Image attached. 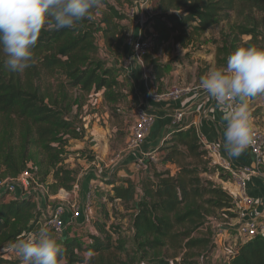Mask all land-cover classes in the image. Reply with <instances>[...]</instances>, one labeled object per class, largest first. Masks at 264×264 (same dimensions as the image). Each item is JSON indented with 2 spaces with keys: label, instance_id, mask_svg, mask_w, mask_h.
<instances>
[{
  "label": "trees",
  "instance_id": "trees-1",
  "mask_svg": "<svg viewBox=\"0 0 264 264\" xmlns=\"http://www.w3.org/2000/svg\"><path fill=\"white\" fill-rule=\"evenodd\" d=\"M134 1L102 0L105 10L92 9L89 17L77 21L71 28L42 29L26 72H11L0 67L2 177L16 178L27 168L28 162H34L42 179L53 177L55 192L72 189L76 176L73 170L64 167L66 148L72 141L83 140L85 132L70 116L69 90L96 93L105 90L109 102H120L121 85L116 69L99 59L96 32H102L105 46L112 52L113 49L126 52V28L121 22L130 19L121 7H131ZM150 4L154 14L151 28L161 43L193 45L198 37L234 19L233 35L236 43L239 42L235 49L241 46L264 48L261 45L264 44L261 30L264 17H256L264 14V0H151ZM96 11L101 14L98 21L92 20ZM243 37L250 39L243 42ZM226 47L227 44L219 52ZM5 59L0 51V64ZM152 65L151 75L156 82L160 81L168 68L156 62ZM48 76L58 81L57 87L46 86ZM160 152L167 153L163 156L164 162L178 167L175 176L170 170L156 172L153 177L145 178L140 187L129 179L108 180L107 185L112 187L111 199L133 211L134 242L148 264H199L200 254L195 251L201 250L202 259L207 260L214 253L215 244L210 237L195 238L193 233L211 222L213 209L223 213L226 223L237 218L234 198L213 182L208 181L204 187L198 164H184L187 158L204 163L207 157L205 151H200L194 128L176 132ZM37 209L31 197L0 199V248L12 245L43 226ZM98 229L103 233L100 225ZM93 239V244L86 248L75 240L59 243L64 264H84L82 254L88 250L94 252L90 264H127L117 262L109 234L105 239ZM118 251L124 252L125 246L120 244ZM105 253L109 255L106 257ZM0 264L21 262L0 256ZM225 264H264V237L240 240L237 248L228 252Z\"/></svg>",
  "mask_w": 264,
  "mask_h": 264
},
{
  "label": "rangeland",
  "instance_id": "rangeland-1",
  "mask_svg": "<svg viewBox=\"0 0 264 264\" xmlns=\"http://www.w3.org/2000/svg\"><path fill=\"white\" fill-rule=\"evenodd\" d=\"M111 2L115 4L113 1ZM129 8L128 5L121 7V9L125 11ZM99 9L105 10V6L102 5ZM149 10L151 12V8L148 9V11L144 10V30L148 27V24L150 25L147 19L149 18L147 15ZM100 16L101 14L96 11V15L92 20L98 21ZM256 17L263 18L264 14H257ZM234 23V19L231 22H222L216 28L198 37L193 45L185 46L184 48L182 46L179 47L180 53L182 54L183 50H187L188 54L185 57L189 58V60H191L193 54L212 56L214 53L217 65L216 68L226 67L227 57L237 49H235L234 46L238 47L237 44L239 43H236L233 35ZM121 24L126 28V52L125 50L117 52L114 49L112 52L111 49L105 46L102 32L100 30L96 32L97 45L100 48V53L98 55L99 59L104 60L109 67H114L116 69V76L121 85V90H118L119 98L121 99L120 102H109L108 99L105 98V90L99 93H96L94 90L91 92H84L79 89L69 90L72 104L70 116L75 120L76 126L85 132V138L83 141L81 140L84 145L75 142L78 143L79 146V149L76 151L70 150V145L66 148L65 160L63 163L64 167L73 170L76 176L72 189L70 191L59 189L55 192L52 188V182L54 181L53 177L49 176L46 180L42 179L39 167L34 162H28L27 168L20 175L29 172V177H31V179L29 180L28 191L25 193L31 198H36L37 210L42 215V224L48 227L51 235L57 239L58 243L61 244L62 239H59L53 234L48 225L49 218L58 207H62L65 213L72 216L74 211L73 206H75L79 208L80 216L78 219H75L73 223H68L64 231L65 237L79 242L86 248L93 244L94 237L105 239L106 234H109L112 237L111 243L115 249L113 250L117 262L148 264L146 260L142 259V253H140L134 242V230L132 227L133 211L131 209L129 211L126 210L120 201H113L111 199L113 196L112 187L108 186L106 182L108 180L123 182L126 179H131L136 186L140 187L145 178L153 177L156 172L170 170L175 176L179 172V169L177 166H172L164 162L163 156L167 154L166 152L159 153L156 163L146 161L142 168H138L134 152L128 150V143L135 123V108L131 105L133 100L130 94V86L124 60L132 54L128 42L135 39L134 31L139 27L135 25L134 22L127 20L121 22ZM261 30L264 32V28ZM152 34H155V32L153 31ZM152 34H149L147 37L152 38L154 47L149 54L143 57L144 65L148 63L152 65L154 62L164 60L165 57L170 59L174 53L177 52L176 47H172V41L161 43L158 38H156V35L153 36ZM249 39V37H243L242 40L243 42H247ZM226 44V49L219 52ZM261 45L264 46V44ZM155 56V61H152V57ZM176 58L180 59L181 57L179 56ZM0 67L6 68L4 63L0 64ZM204 67V71L209 69L208 64L204 63ZM24 71L26 72V69ZM23 78L26 80L25 77ZM46 81V86L52 84L55 88L58 85V81H55L49 76ZM153 81L155 80L153 79ZM147 85L151 88L150 80L147 81ZM45 89L46 88H44V90ZM55 90L56 89H54V91ZM263 97L264 94L255 100H248L251 115L264 112ZM93 136H95V138ZM95 145L98 146L95 147ZM102 148L103 150L106 149L104 155L102 153ZM199 148L200 151H203L200 146ZM184 152L189 154L186 150H184ZM141 157H143V155H141ZM203 160L204 163H201L192 158H187L184 164L196 163L199 165L201 172L200 177L203 180L204 187L207 186V182L209 181L213 182L221 189L224 188L223 190L228 193L235 189L234 181L228 173L217 167L212 161H209L207 157H204ZM93 162L101 164V166L91 171L92 167L87 168L86 165ZM2 176L3 170L0 171V180L10 178H4ZM88 178L90 179L89 182ZM118 185L121 184L118 183ZM86 186L87 188H85ZM21 191L24 192V190ZM5 200L9 201L10 198L7 197ZM83 206L84 209L82 210ZM88 208H93L92 213L88 212ZM213 211L214 215H211L213 217L211 218V222L198 232H194L193 237H210L212 243L215 244V251H220L221 258H215V251H213L214 253L212 256L204 260L202 259V251L196 250L195 252L200 254L197 259L199 264H225L228 252L236 249L240 243L239 235L235 229L225 225L227 221H223V213L217 209H213ZM77 221H79L81 225H77ZM98 225L102 227L103 233L98 231ZM210 230L212 233L209 232ZM120 244L125 246L124 252L118 251ZM10 246L11 245H6L0 248V256H3L5 259L18 260L21 262V259L14 252L10 251ZM108 255L109 253H105L106 257ZM170 255L172 256V251ZM82 257H84V254H82ZM111 257L113 256L111 255Z\"/></svg>",
  "mask_w": 264,
  "mask_h": 264
},
{
  "label": "clouds",
  "instance_id": "clouds-1",
  "mask_svg": "<svg viewBox=\"0 0 264 264\" xmlns=\"http://www.w3.org/2000/svg\"><path fill=\"white\" fill-rule=\"evenodd\" d=\"M102 0H0V51L11 72L31 66L33 51L42 29L71 28L87 18ZM200 87L223 109L224 147L230 157L240 156L251 143L248 100L264 94V48L241 46L227 57L226 67L210 70ZM238 99V104L232 101ZM21 264H64L63 250L47 226L18 239L10 246ZM92 250L84 253L90 264Z\"/></svg>",
  "mask_w": 264,
  "mask_h": 264
},
{
  "label": "crops",
  "instance_id": "crops-1",
  "mask_svg": "<svg viewBox=\"0 0 264 264\" xmlns=\"http://www.w3.org/2000/svg\"><path fill=\"white\" fill-rule=\"evenodd\" d=\"M148 9H150V5L146 7V11H148ZM147 15L149 16L148 21L150 25L148 24V27L145 30L137 28L134 31L135 38L141 35L148 36L149 34H152L153 30L151 28V20L153 18V12H150L149 10V12H147ZM172 47H176L177 49V52L174 53L172 58L169 59L165 57L164 60L156 62L158 64H163L168 68V73L163 76L160 81H153L154 77L151 75L153 65H150L149 63L146 65H144V63H136L134 67L127 73V79L130 86V94L133 100L131 104L132 107L135 108V111L137 108L142 107L147 110L148 113L155 117V123L147 134L141 150L139 151V153H134L136 159H140L141 155H144L145 153H148L150 151L158 150L159 155L160 148L176 132H186L190 128H194L196 131L202 133L209 142L217 144L220 147L222 154L232 163L234 167L240 168L244 166H253L255 164V157L252 155L249 149H246L238 157H230L228 155L224 147L225 138L223 132L226 126V122L223 120V109L219 107L217 105V102L200 87L199 82L201 77L208 73L210 70L217 67L215 54L213 53L212 56L193 54L191 56V60H189V58L185 57L188 54L187 50H183L181 54L179 51V47H181L180 45H176L173 43ZM179 56L181 57L180 59L176 58ZM155 59L156 56L152 57V61H155ZM204 63L208 64L209 69L207 71L203 70V68H205ZM146 77H149L151 88L147 85L148 80H146ZM178 85L193 86L196 88V90L178 101H163L157 99V96L171 90L173 87ZM178 111L185 112L186 115L182 122H180L179 124H174V115ZM263 113L264 112L251 115L250 112V119L252 127L264 131ZM93 137L95 138V136ZM82 141L70 142V150H78V143L84 145ZM98 145H95V147H97ZM102 153L104 155L106 153V149L103 150ZM100 166L101 164H97L94 162L86 165L87 168L92 167L91 171H94V168H99ZM172 175H174V173ZM89 181L90 179L88 178V182ZM87 186L85 188H87ZM229 193L234 198V204L236 206L235 208L238 212L241 206L239 202L238 187L236 184L235 189L233 191H230ZM247 194L255 201V206L249 211V218H256L263 215L264 178H251L247 185ZM26 197L29 196H27L26 193L20 190H18L15 194V198ZM11 199L12 198H10V200ZM32 199H34L35 201L36 198L33 197ZM83 209L84 206L82 207V210ZM92 211L93 208H88L89 213H92ZM70 217L71 216L68 213H65L64 219L67 225L68 223H70V221H72ZM77 222V225H81L79 221ZM238 223V218H235L225 225H237ZM65 236L66 235L63 234L61 240L62 243H64L65 240H72L71 238H67ZM214 256L215 258L220 259V251L216 250Z\"/></svg>",
  "mask_w": 264,
  "mask_h": 264
},
{
  "label": "built area",
  "instance_id": "built-area-1",
  "mask_svg": "<svg viewBox=\"0 0 264 264\" xmlns=\"http://www.w3.org/2000/svg\"><path fill=\"white\" fill-rule=\"evenodd\" d=\"M150 3L151 0H135L133 5L126 11L130 21L134 22L140 29H143L145 23L144 10L146 11V7L149 6ZM152 35L155 36L156 34ZM128 45L132 54L124 60V66L127 73L136 63H143V57L151 52L154 47V42L151 37L141 35L134 40H130ZM146 80H149V77H146ZM195 90L196 88L193 86L178 85L157 96V99L163 101H178ZM232 103L235 105L238 104L239 101L238 99H235ZM185 115V112H176L174 115V124L182 122ZM154 123L155 117L148 113L147 110L142 107L136 109L135 123L128 143V150L130 152L137 153L141 150L145 138ZM251 129L252 139L247 149H249L255 157V164L253 166H244L240 168H236L232 165V163L222 154L220 147L217 144L209 142L202 133L196 131L199 146L206 152L208 158L217 167L230 175L238 187L239 202L241 206L237 212L239 223L237 225L229 226L235 229L240 240H249L258 236L264 237V214L256 218H249L248 216L250 209L255 206L254 199L247 194L248 182L254 177L264 178V131L252 126ZM158 157V150L145 153L143 157L137 160V166L138 168H142L146 161L156 163ZM27 177H29V172H25L16 178L0 180V199L10 197L12 198L11 200H14L15 194L18 190H24V193L27 192L29 180L31 179V177ZM73 209V215L71 216L72 221H70V223H73V221L80 216L79 208L73 206ZM64 213V209L58 207L53 211L48 221V225L52 232L59 239H62L67 227Z\"/></svg>",
  "mask_w": 264,
  "mask_h": 264
}]
</instances>
